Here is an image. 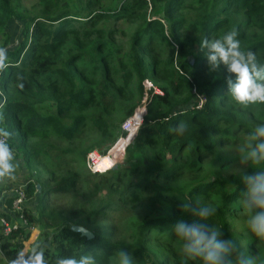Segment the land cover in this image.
Here are the masks:
<instances>
[{
  "label": "trees",
  "instance_id": "16d2710c",
  "mask_svg": "<svg viewBox=\"0 0 264 264\" xmlns=\"http://www.w3.org/2000/svg\"><path fill=\"white\" fill-rule=\"evenodd\" d=\"M37 1L26 7L24 0H0V48L11 37L6 26L13 20L26 22L21 41L6 50V66L0 68V129L10 133L7 143L27 169L41 162L51 173L24 189L38 203L37 215L25 211V217L41 230L28 258L35 249L43 250L48 264L80 255H92L96 264H118L117 253L124 250L132 254L134 264H166L149 247L165 242L175 247L172 264H182L173 227L197 217L180 210L185 196L214 204L215 216L201 222L222 227V238L234 239L247 254L253 249L263 256L259 245L264 243L253 234L246 241L252 245L242 247L229 231L228 217L233 210L241 211L239 201L246 191L242 177L255 169L248 162L247 172H229L244 163L240 156H226L223 148L244 143L261 122L250 120L252 104H237L221 92L227 86L226 68L199 67L207 62L199 43L235 31L241 50L252 51L257 62L264 63V0H115L114 5L70 0L72 6L62 0ZM138 3L154 10L150 19L146 12H128ZM109 18L142 20L131 35L127 55L115 42ZM165 46H177L181 54L193 50V62L177 63L170 51L164 63L142 54ZM145 79L158 82L161 93L147 95ZM181 88L190 92L183 100L174 94ZM194 88L205 101L201 108L197 103L186 108ZM146 96L140 127L138 115L129 133V138L135 136L130 143L124 138L128 145L123 163L105 173H91L87 154L93 149L105 154L103 145L107 148L126 135L121 125ZM258 104L264 114V104ZM113 113L120 116L118 121L110 117ZM181 123L185 132L177 135L172 129ZM87 139L92 144L83 146ZM112 209L117 214L111 215ZM117 225L130 229L128 239L117 236ZM72 226L89 230L93 237ZM29 234L19 229L5 239L9 244L3 249L12 259Z\"/></svg>",
  "mask_w": 264,
  "mask_h": 264
},
{
  "label": "clouds",
  "instance_id": "9594fccd",
  "mask_svg": "<svg viewBox=\"0 0 264 264\" xmlns=\"http://www.w3.org/2000/svg\"><path fill=\"white\" fill-rule=\"evenodd\" d=\"M199 46L204 51L209 71H215L221 65L225 66L229 74L226 77L228 94L235 103L241 105L264 104V63L257 62L256 55L252 51L241 50V42L237 39L235 31H228L217 38L202 39ZM6 59V49L0 48V68L6 66ZM142 121L143 116L140 118L139 127ZM125 131L127 133L125 137L129 139L130 143L134 135L131 136V139L129 138L131 129H128V132L127 129ZM172 131L177 135H182L185 132V125L183 123L178 124ZM9 135V132L0 129V136L7 137ZM237 150L240 153L241 163L250 162L255 169L253 173L242 177L246 191L239 201L242 208L240 215L244 218L243 225L260 243H264V123L257 125L246 137L243 146ZM116 165L117 163L108 170L113 169ZM16 168L17 163L12 148L6 141H0V178H14ZM107 171H97L96 173L101 174ZM27 199H29L28 195ZM26 200L22 205V211L15 210L12 203V209L15 211L13 219L8 217L0 219V236L3 238H8L17 230L5 236L2 232V219L11 222L18 221L19 229H24L26 232L31 233L36 230L25 217L27 212L24 209ZM179 207L182 212L197 216L201 220L213 218L217 211L214 204L205 202L201 198L193 200L188 196L184 197V202ZM21 215H24L27 220L26 226L19 219ZM221 228L216 224L178 221L173 227V232L180 245L182 264H188L189 261L195 260H199L200 264H264V256L247 254L240 249L234 239H223ZM117 257L118 264H134L133 256L129 252L120 250ZM0 264H48V261L44 257L43 250L36 251L34 249L28 259L24 258L23 253H18L15 259L8 261L0 253ZM55 264H96V261L92 255H80L79 258L66 256L58 257Z\"/></svg>",
  "mask_w": 264,
  "mask_h": 264
},
{
  "label": "rangeland",
  "instance_id": "374dc122",
  "mask_svg": "<svg viewBox=\"0 0 264 264\" xmlns=\"http://www.w3.org/2000/svg\"><path fill=\"white\" fill-rule=\"evenodd\" d=\"M114 1L115 0H106L105 4L108 3V4H111V5H114ZM131 1H129V2H131ZM37 2H38L37 0H24V4L26 5V7H32L33 5L37 4ZM73 2L70 1V0H62V3H64L65 5H68V6H72ZM139 5H140V3H138V7L133 8V9L129 10L128 12L136 13V14H139L141 12H146L148 19H150L153 16L154 10L151 9V7L148 8L147 5H144L142 7H140ZM107 20L109 22L108 23L109 29L114 30L113 37L115 39L116 44L118 45V47L124 48L125 54L127 55V53L130 52L129 42H130L131 35H132L133 31L136 30L139 27V25L142 22V20L141 19H138V20L122 19L123 21L122 20L113 21L112 18H109ZM104 23L105 22H102L100 24V26L102 27V25ZM25 25H26V22H20V21L13 20L6 26L5 32L8 33L11 37H10L8 45H5V43H4V49L7 50L9 48H13V47H15V45H17L21 41V39H22L21 35H22V31H23V28H24ZM180 34L181 33H178L177 36H181ZM4 37H5V34H4ZM108 37L111 38V35L110 36H108V35L105 36V38H107V39H108ZM149 43H150V41H149ZM139 44L142 45V41H140ZM168 51L173 53L175 61L177 63L180 60H182V59L187 60V61H190V60L192 61V57L196 54V52H194L193 50H189V49H184L182 51V54H181V52H179L177 46H174L173 48H168V47L165 46L163 48H158V49H154V50H152V48H149L148 50L142 51V54H143L144 58H146L147 60L148 59L153 60L155 58H159L160 61L162 63H164L167 60V58H168L167 57ZM206 66H207V62H205V63L203 62V63L199 64L200 68H205ZM220 67L225 68V66H223V65H221ZM207 77H208V73H206L203 78H207ZM157 83L154 82L153 80L151 81L150 79H145L144 86H145L147 95L150 94L152 91L154 93L155 92L156 93L157 92H161L160 88H158V86L156 85ZM195 90H196V92L198 94L203 96V94H201L197 89H195ZM179 92L180 93H177V91H175L174 94L176 95L177 99H180V100L181 99L183 100L186 97V95L190 94L188 89L186 90L185 88H181L179 90ZM221 92L228 93V85L225 86L221 90ZM191 95L194 96L193 100L190 103L186 104L185 106H186V108L189 107V108L192 109L193 106L196 105V103L198 104V100L199 99H198L197 95L194 93V91H193V93L191 91ZM146 100H147V96L138 104V106L136 107L133 115L130 118H128L125 122H123V124L121 125V130L122 131L125 130V128L127 127V123L130 121L131 118L134 117L135 112L142 106L143 102L146 103ZM182 109H183V107L180 108V110H182ZM251 109L252 110H251L250 120L260 121L261 123H264V117L262 119H260V117L264 115V114L261 113V111H262L261 105L258 104V103L252 104L251 105ZM140 114H141L140 111H138L137 112V116L140 115ZM110 117L114 121H118V118L120 119V116L118 117L117 115H115V113H113V115H111ZM131 127L132 126H129V128H127V132H128V129H131ZM138 127H137V129H138ZM126 135H127V133H126ZM126 135L119 136V138L116 140V142L113 143L111 146H109L107 148H105L107 145H103L101 147V149L104 152H106V153L103 154L101 152V150L98 151L102 155L101 158L99 159V163L97 164L98 172H104L105 170L107 171L108 169L112 168L115 165V163L117 161V156L121 155L122 151L125 149V145L127 144V143L124 142V138H123V140H121V138L125 137ZM88 137L92 139L91 136H87L85 138H88ZM38 139H40V138L37 137L36 139H34V141L38 140ZM117 143H118V145H116ZM90 144H92V141L90 139H87L86 143L83 146H89ZM241 146H243V143H241V144H239V143L231 144L230 143L227 146H223L224 152H225L224 154L226 156H233V155L240 156V153L237 150V148H239ZM103 148H105V149H103ZM93 150H99V149H93ZM13 154H14V157H15V162L17 163V165L19 164L20 171L24 172L26 170V172L28 173L29 178H30V180H29L30 182L36 183L37 178L45 179L48 176H50L51 173H50V170H49V167L47 166V164L44 165L45 163H41V162L37 163V164L34 163L35 165L34 164L32 165V167H31L32 171H31V170L26 168L25 164L19 158V155H17V152L15 150H13ZM123 160H124V158H121L120 160H118V162H119L118 164L123 163ZM249 169H250V165L244 163V164H235V166L233 167L232 171H229L228 169L227 170L229 172H234V173H240V172L241 173H245ZM15 172H17V168H16ZM26 187L27 186H25L23 188H26ZM55 199L56 198L53 196V199L51 200V204H50L51 206H52L53 201ZM112 210H113L114 213H112L111 215L117 214V212H118L117 209H112ZM241 211H242V208H241ZM241 211H237L236 212V210H233V212H231L232 216L228 217L229 224L231 225L229 231L233 232V233H235L237 235V240L239 239L240 245L242 247L251 246L252 244L250 242L248 244L246 241L248 239L250 240V238L252 236V233L248 230V228L246 226L243 225L244 218H243L242 215H240ZM111 220L107 221L105 224L106 225H110ZM201 221H205V220H201V218H199V217H193L187 223L201 222ZM206 223L210 225V223L208 221ZM117 228H118L117 229V233H118L117 236L119 238H121V239H128L129 233H130V229L127 226H124V225H117ZM150 234H154V233H150ZM40 235H41V230L37 226H36V230L29 234V237L24 242V248L21 251V253H23L25 259H28V254L32 250V246L40 238ZM14 243H15V241H11L10 244H14ZM149 247L154 248V250L156 251V254H157L158 257H161L162 259L167 260L166 264H172V262L177 258L176 257L177 254L175 253L174 244L165 243V242H154L151 245H149ZM259 248L262 249V255L264 256V244L259 245ZM8 249L9 250L12 249V245ZM256 250H257V246H256ZM257 252L259 254L258 250H257ZM249 254L250 255H257V253H255V251L253 249L249 250ZM9 257H10V261H11L12 260V255L11 256L9 255ZM173 258H175V259H173Z\"/></svg>",
  "mask_w": 264,
  "mask_h": 264
},
{
  "label": "crops",
  "instance_id": "0c3cea01",
  "mask_svg": "<svg viewBox=\"0 0 264 264\" xmlns=\"http://www.w3.org/2000/svg\"><path fill=\"white\" fill-rule=\"evenodd\" d=\"M29 180L30 178L28 173L26 170L24 172L20 171L19 164L17 165V172L14 173V178H0V219L3 217H8L9 219L14 218L15 211L12 209L13 200L16 198L17 192L27 186L30 182ZM37 204L38 203L34 202L33 199L29 198L25 202L24 209L27 212L37 215ZM5 239L6 238L4 237L0 240V253L3 254L4 258L10 261V257L6 253V249H3V245L7 242ZM7 244L9 243L7 242ZM10 246L8 248H10Z\"/></svg>",
  "mask_w": 264,
  "mask_h": 264
},
{
  "label": "built area",
  "instance_id": "2783aa9c",
  "mask_svg": "<svg viewBox=\"0 0 264 264\" xmlns=\"http://www.w3.org/2000/svg\"><path fill=\"white\" fill-rule=\"evenodd\" d=\"M193 91L199 99L196 108H201L202 104L205 101V98H204V96L198 94L195 89ZM157 93H161V92H157ZM138 111H140V113H141L140 115L142 117L144 115V113L146 112V103L145 102H143L142 106L135 112L134 117L130 119V121L127 123V127L125 126L126 127L125 129L129 128V126H132L134 124V119L136 118ZM139 123H140V121H139ZM121 140H123V138H121ZM0 141H6L7 142V137L0 136ZM118 143L116 145H118ZM101 156L102 155L98 151H91L87 154L86 164H87L88 169L92 173H96L98 171L97 164L99 163V159L101 158ZM123 156H124V150L122 151L120 156L119 155L117 156L116 163H118V160L123 158ZM17 193L18 194H17V196L13 202V208L15 210L22 211V205H23L24 201L26 200L27 195H26L24 189L19 190ZM19 219L21 220L23 225H25V226L27 225V220L24 218V215H21L19 217ZM1 224H2V228H3L2 232L5 236L10 235L13 231L18 230L20 227L18 221L11 222V221H7L5 219H2Z\"/></svg>",
  "mask_w": 264,
  "mask_h": 264
},
{
  "label": "water",
  "instance_id": "95a60500",
  "mask_svg": "<svg viewBox=\"0 0 264 264\" xmlns=\"http://www.w3.org/2000/svg\"><path fill=\"white\" fill-rule=\"evenodd\" d=\"M37 187L39 188L40 186H37ZM72 230L75 232H80L83 236H86L88 239H91L93 237V234L89 230L81 226H72Z\"/></svg>",
  "mask_w": 264,
  "mask_h": 264
}]
</instances>
